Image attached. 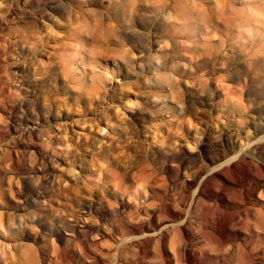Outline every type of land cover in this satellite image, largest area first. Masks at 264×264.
Wrapping results in <instances>:
<instances>
[{
	"label": "rangeland",
	"instance_id": "1",
	"mask_svg": "<svg viewBox=\"0 0 264 264\" xmlns=\"http://www.w3.org/2000/svg\"><path fill=\"white\" fill-rule=\"evenodd\" d=\"M136 176L194 182L196 242L264 264V0H0V264H137Z\"/></svg>",
	"mask_w": 264,
	"mask_h": 264
},
{
	"label": "bare ground",
	"instance_id": "2",
	"mask_svg": "<svg viewBox=\"0 0 264 264\" xmlns=\"http://www.w3.org/2000/svg\"><path fill=\"white\" fill-rule=\"evenodd\" d=\"M102 83H103V81H102ZM105 84H106V82H105ZM232 158L233 159H230V161L227 162L231 166L229 168L227 167L224 170V172H222L223 175H225V176H229L231 173H235L234 172V169H237V168L242 167L243 170H244L247 167V160H246V158H241V157H232ZM218 169H216V170H218ZM218 173H219V171H218ZM214 178H216V177H214ZM214 178H213V180H214ZM132 179H133V182L132 183H136L134 185H140V187H142V190L139 189L140 187L139 188H136L135 189L136 191L133 192V193L130 190L131 191V196L129 197V203L127 204V207L131 208L132 211L128 212L129 214L127 215V218H126L127 220H124V225H125L124 229L125 230H124V232L122 231V238H123V240L125 242L130 243L132 246L136 247L139 250L140 258L138 259V261L136 260V263L138 262L137 264H146V262H148L147 261V258H149L148 256H150L154 251H155L154 252L155 254H158L159 255V260H160L159 262L161 264H210V263H212V264L220 263L221 264V262H222V264H224L223 263L224 261L221 260V256H219L218 254H216L214 256H213V254H211V255L209 254L210 251L208 252L207 250H208V248H209L208 246L210 244H206V246H202L200 243L196 242L197 239L195 238V234H194V231H193V222L189 218H187V216H188L187 213L189 211L188 209L191 207L190 206L191 205L190 202L194 201L195 196L197 194L196 193L192 198L189 196V191L188 190L192 186H194L193 185V184H195L194 182H193V184H188V185H185L184 184L185 186L182 187V191L183 192H181L179 194V196H180L179 198L180 199H178V198H175V195H171L170 194V190L168 188V183L166 185V182L164 184L163 183L160 184L157 181H153L152 178L140 179L138 176H136V177H134ZM200 181H201V179H200ZM141 182H145L146 184L145 185H141ZM198 184L199 183H197V185ZM204 185L205 184L200 185V188L199 189H203ZM212 188H213V186H212ZM200 194H202V196L205 197V199L207 201H210L211 200V198L208 195L205 194V191H203V190L200 191ZM222 194H223V196L220 199H218L216 201L214 200L215 201V206L218 207V208H220L221 206H223L222 204H224L226 202L227 198H228V195L226 193L223 192ZM247 195L250 198V193H247ZM200 196L198 195V197H200ZM243 197H242V199H245V200L247 199L246 196H245V198H243ZM153 200H155V201H153ZM241 200H240V202H241V205H242V202L244 200L243 201H241ZM196 202H197V200H196ZM201 204H205V200H203L201 202ZM235 204L239 205L238 203H235ZM120 205H121V203H120ZM199 206H201V205H199ZM243 208H245V207H243ZM214 213L215 212H213V214ZM210 217H212V216L210 215ZM244 218H243V212L241 211L240 213H238V215H237L236 218L230 217V215H229L228 217L223 218V221H224V224H230L231 222H234L237 219L238 220V224L237 225L240 226V229L242 230L244 228V225H245L244 224L245 223ZM205 228H208V227H205ZM224 228H226V227L224 226ZM245 230L248 231V228L245 229ZM205 232H204L203 236L205 235ZM239 232H241V231H239ZM242 232H243V230H242ZM248 232H250V231H248ZM206 234H208V233H206ZM249 235H250V233H249ZM98 236H99V234H98ZM204 237L206 238V235ZM207 239H205V240L207 241ZM217 242L219 243L220 241L217 240ZM244 243H246V242H244ZM96 245H95V247H96ZM120 245L121 244H119V246ZM224 245H226V244H224ZM246 245H248V244L246 243ZM132 246H130V247H132ZM98 247H99V245H98ZM193 248H195V251L193 250ZM215 248H216V246H215ZM244 248H246V246ZM137 249H136V252H138ZM217 249H218V247H217ZM215 251H216V249H215ZM90 252H92V251H89V253ZM248 252H249V250H248ZM251 252H253V254L254 253L256 254L255 250L254 251L251 250ZM86 253L84 255L88 256L87 255L88 253L87 254ZM242 253H245L244 250H243ZM91 254H89V255H91ZM256 256L257 257H255V255L254 256L253 255H248L246 253L245 254V257H246L245 263L248 262V264H258V261H261V260L258 258V255H256ZM245 257H243V258H245ZM261 257H264V256H261ZM90 258H92V257H90ZM93 258L95 259L97 257H93ZM156 260L158 261V257L156 258ZM225 260H226V258H225ZM226 261H228V260H226ZM148 263L150 264V262H148ZM236 263H239V262H236ZM225 264H233V263L228 262V263H225Z\"/></svg>",
	"mask_w": 264,
	"mask_h": 264
}]
</instances>
